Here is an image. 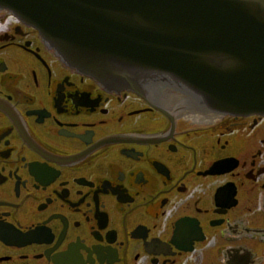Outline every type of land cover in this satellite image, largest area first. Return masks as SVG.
I'll return each mask as SVG.
<instances>
[{"label":"flooded vegetation","instance_id":"obj_1","mask_svg":"<svg viewBox=\"0 0 264 264\" xmlns=\"http://www.w3.org/2000/svg\"><path fill=\"white\" fill-rule=\"evenodd\" d=\"M111 90L0 12V264H264V116Z\"/></svg>","mask_w":264,"mask_h":264},{"label":"water","instance_id":"obj_2","mask_svg":"<svg viewBox=\"0 0 264 264\" xmlns=\"http://www.w3.org/2000/svg\"><path fill=\"white\" fill-rule=\"evenodd\" d=\"M4 11L108 89L264 116V0H0Z\"/></svg>","mask_w":264,"mask_h":264}]
</instances>
